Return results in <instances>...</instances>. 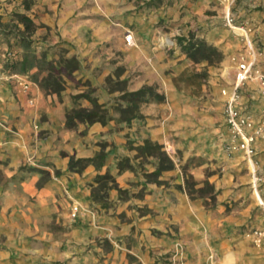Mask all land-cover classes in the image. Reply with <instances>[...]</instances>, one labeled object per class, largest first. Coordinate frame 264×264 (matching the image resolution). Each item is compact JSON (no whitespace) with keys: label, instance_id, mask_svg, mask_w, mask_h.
Here are the masks:
<instances>
[{"label":"crops","instance_id":"1","mask_svg":"<svg viewBox=\"0 0 264 264\" xmlns=\"http://www.w3.org/2000/svg\"><path fill=\"white\" fill-rule=\"evenodd\" d=\"M34 3L33 17L48 28L50 44L64 46L79 60V79L93 86L103 84L112 73L114 55L122 53L130 91L151 83L161 86L166 97V104L158 107L165 111L161 121L146 119L134 124L130 129L132 140L157 142L173 155L182 151L184 155L200 156L203 151L213 154L229 137L222 116L225 98L221 89L234 82L236 56L244 51L242 32L208 29L201 36L224 58L218 67H208L210 92L206 102L190 108V97L173 86L176 68H171L174 63L168 60L166 47L153 42L142 23L126 32L132 35L134 44L125 43L126 33L122 36L121 27L143 19L137 13L136 0ZM5 5L6 0H0V16L4 15ZM234 7L255 49L264 52V0H237ZM258 69L264 75V61H259ZM238 103L256 124L264 119V93L258 79L241 87ZM70 107L67 97L45 95L34 83L27 92L10 81L0 83V170L5 179L0 184V239H4L0 259L8 264H100L102 260L128 264L129 255L136 264H264V240L256 246L252 239L233 232L248 211L239 218H214L174 187L183 185L178 170L160 175L159 180L174 176L168 187L145 182L138 173H119L116 162L130 155L120 134L108 137L114 146L104 152L102 163L88 164L79 173L71 171L70 157L89 159L99 153L97 144L108 127L95 123L69 130L65 113ZM167 117L169 121L163 123ZM37 125L38 131L34 130ZM85 129L86 134L79 135ZM255 149L259 165L255 175L261 176L264 141L257 139ZM147 161L149 165L142 172L150 174L156 166ZM234 162L237 165L241 159L235 158ZM200 170L192 174L200 178ZM248 170L247 175L236 177L243 195L252 190L253 169ZM105 171L114 174L120 189H129L132 194L141 191L140 196L120 201L117 192L111 191V207L102 208L93 200L91 190L94 177ZM232 185L231 177L224 186ZM255 197L253 193V204L257 206ZM74 205L79 213L72 219ZM142 209L145 213L139 214ZM121 214L127 222H121ZM53 226L63 230H51ZM108 232L114 237L111 241L105 239ZM177 241L185 247L181 261L173 257ZM96 242L112 243V251H102L100 245L94 246Z\"/></svg>","mask_w":264,"mask_h":264},{"label":"rangeland","instance_id":"2","mask_svg":"<svg viewBox=\"0 0 264 264\" xmlns=\"http://www.w3.org/2000/svg\"><path fill=\"white\" fill-rule=\"evenodd\" d=\"M236 1L237 0H136L137 13H141L143 19L138 23L132 22L122 26L120 29L121 34L123 36L129 30L137 29L140 26L139 23H142L141 25L146 27L152 34L153 42L160 43L162 46L166 47L168 60L174 63V66L171 67L176 68L175 71H173L175 77L172 79V83L176 78L181 79H179L178 88L175 87L174 83L173 86L176 90L184 93L186 97H190V108L195 107L197 104L200 106L202 103L206 102V95L210 92L208 83L210 75L208 74V67H218L220 63L213 65H209L206 62L200 64L192 63L181 51L177 39L181 37L188 38L192 35L194 39L204 40L201 36L207 34L208 29H215L217 33L233 31L232 28L227 25V16L232 19L231 24L233 27L243 28L242 20L235 14L234 6ZM34 6V0H6L3 12L4 15L0 16V55L3 53L8 55L5 59L0 56V63L3 64V62L8 59L7 63L11 67V65L22 58L23 50L19 37L23 34L26 41L30 42V49L33 50L37 56L41 54L45 55L46 64L50 66L52 77L56 78V80L62 84L63 91L59 94L50 95H56L57 97L64 95V97H67L71 103V107L67 111L73 108L91 110L92 105L88 99H95L97 101L99 108L95 109V111L102 121H97L92 124L74 121L73 127L70 129L68 128L69 130L77 131L79 125L91 126L95 123L109 128H107V131L103 132L101 135L102 139L99 140L97 144L99 146V153L93 158H89V160L91 159L93 162L88 164L98 165L102 163L105 156L104 152L110 151L114 146L113 141H107L108 137L113 134H120L125 142L126 150L130 155L120 157L116 162L119 173L124 171L138 173L145 182L168 187V183L174 180V176H170L166 180H159L160 175L162 173H170V175H172V172L178 170L182 177L183 185H175L174 187L180 191H184L191 202L199 203L202 209H204L206 213L211 214V216H214V218L220 219L230 216L239 218L248 211L249 215L244 217L245 220L243 223L234 227L233 232L236 236L252 239L254 245L260 246L264 240V210L258 205L253 188L250 193L248 192L245 196L242 192V186L237 185L238 181L236 177L247 175L250 166L241 151L231 150L229 148L231 146L230 132L229 137L226 138L225 142L220 144L219 148L214 151L213 154L203 151L200 156L193 154L184 155L182 151H177L173 155L171 151H165L163 146L157 142L144 140L139 143L138 140H132L130 129L134 124H141L145 122L146 119L158 120L154 121L157 123L161 121V116H163L165 111L158 107L166 104V97L161 86L156 83H151L143 87H151L154 93L163 95V102H158L148 95L142 100L132 101L130 94L143 87L133 92L130 91V84L128 82L130 78L128 74H126V64L123 62L124 57L122 53L114 55L113 60H111L112 64H114L112 73L105 78L103 84L93 86L79 79L77 74L79 70V60L76 56L70 54L64 46L50 44L51 42L48 40V28L36 22L35 17H33V15H35L33 12ZM20 15H25L33 23L29 31H27L21 23L19 19ZM17 35L19 37H17ZM73 59L75 63L72 62ZM75 66H77V69H75ZM48 74L49 72L47 70L33 68L23 76H27L32 81L34 75H38V78L42 80L46 78ZM10 82L24 92L14 81ZM232 85L223 89L229 90ZM58 99L60 100L61 98ZM238 106L240 107L239 103ZM241 111L253 119L251 115L247 114L242 109ZM191 112L189 115H194ZM168 121L169 118L163 121V123H167ZM253 121L255 122L254 119ZM262 121H264V119L260 120V122ZM259 123L256 124L255 122L256 125ZM38 129V125L34 127V130L38 131ZM86 132L87 130L85 129L81 131L79 135H85ZM257 139L264 141V129L262 134L256 136L253 142L255 153L253 161L255 168L259 167L256 159L257 151L255 149V142ZM146 141L161 146L160 151L164 153L163 165L167 166L168 162L171 161L173 164L172 169H165L157 173L160 161L156 154L143 150ZM172 156L175 157L177 161L174 162L171 158ZM235 158L241 159V162L237 165L234 164ZM81 160L86 159L70 157L69 164L73 162L75 167L73 170L69 169L73 172H81V170L88 165L86 164L83 166V163L79 162ZM147 160H150L149 162L151 165L156 166V169L150 174L142 172L146 164L149 165ZM197 168H201L200 178H196L192 174V171ZM260 175L261 176L257 175L260 179L258 190L260 193H264V171H262ZM231 177L233 185L224 186L228 184ZM44 178H46L45 175L42 179ZM205 181L209 183L212 189L204 185ZM4 182L5 179L0 170V184ZM193 182L197 184L195 189H203V192H197L195 194V199L190 198L186 189L187 185H191ZM246 187L248 188V186ZM91 191L93 200L99 202L102 208L107 209L111 207V203L108 201V195L111 191L117 192L120 201L128 200L131 196H140L141 193V191H139L138 193L132 194L129 189H120L115 181L114 174L109 171H105L94 177ZM253 193L257 206L253 204L255 203L254 198H252ZM210 197H213V199H210ZM145 211V209H142V212L139 214H143ZM88 212L93 214L91 211ZM121 215L119 216L121 222H127V219H124V214ZM51 230L60 232L63 228L53 226ZM132 236L131 233L128 238L130 239ZM105 239L111 241L114 237L108 232V236ZM3 240L4 239H0V251H4ZM97 245H100L101 250L104 252H111L113 248V244L109 242H103L101 244L96 242L94 246ZM173 253V257L178 258L180 261L183 259L185 247L181 241H177L174 244ZM127 262L128 264H136V260L129 255H127ZM0 264H8V262L4 259H0ZM100 264L108 263H104L102 260Z\"/></svg>","mask_w":264,"mask_h":264},{"label":"trees","instance_id":"3","mask_svg":"<svg viewBox=\"0 0 264 264\" xmlns=\"http://www.w3.org/2000/svg\"><path fill=\"white\" fill-rule=\"evenodd\" d=\"M19 19L25 29L29 31L33 23L31 20L26 17L25 15H20ZM17 37H19L17 35ZM20 44L21 48L23 50V55L22 58L19 61H16L13 65H8V59L3 62L2 66L3 68L8 72V73H13L17 75H25L28 73L30 70L33 68H38L42 70H47L49 72L48 76L46 78H43L40 80L38 78V75H34L32 77V81L34 84H36L39 89L45 94V95H50V94H59L61 91H63L62 84L56 80V78L52 77L50 71V66L46 64V59L45 55L41 54L37 56L33 50L30 49V45L28 41H26L24 35H20ZM178 41V46L180 47L181 51L185 56L194 64H200L202 62H206L209 65L213 64H219L223 60V54L221 51L213 47L211 45H208L204 40L200 39H194V36H189L187 37H181L177 39ZM75 63V60L73 59L72 61ZM75 69H77V66H75ZM179 79L181 78H176L173 80V83L176 88H178V82ZM151 96L158 102H163L164 101V96L160 94H156L153 92V89L151 87H143L142 89L133 92L130 94L131 100H139V99H144L146 96ZM82 96V95H81ZM90 104L92 105V109H84V108H73L70 111H66L65 113V126L67 128H72L73 127V122L78 121V122H86L89 124H92L97 121H102V119L99 117L98 113L95 111V109L99 108V105L95 99H88ZM146 152L154 153L157 155V158L160 161L159 168L157 169V173L163 171V170H169L172 169L173 164L171 161L168 162L167 166L163 165V157L164 153H162L161 146L157 144H151L150 142L146 141L145 142V147L144 149ZM80 163H83L82 165H86L90 162H93V160H81L79 161ZM74 163L70 162L69 168L71 170L74 169ZM196 183L193 182L191 185H187L186 189L187 192L190 196L191 199H195L196 196L195 194L198 192H203V189H195ZM204 185L207 188H211L209 183L207 181L204 182ZM210 199H213V197H210Z\"/></svg>","mask_w":264,"mask_h":264},{"label":"built area","instance_id":"4","mask_svg":"<svg viewBox=\"0 0 264 264\" xmlns=\"http://www.w3.org/2000/svg\"><path fill=\"white\" fill-rule=\"evenodd\" d=\"M227 25L233 31L242 32L244 41V51L236 56L237 68L235 72V80L232 87L221 90V95L224 96L223 104V117L225 124L230 132L231 137V150L241 151L249 166L253 169L252 175V188L258 205L264 210V193L258 190L260 179L255 175V164L253 142L256 136L262 134L264 129V121L258 125L255 124L253 119L242 113L238 106L239 90L240 88L251 79H258L264 93V75L258 69L259 61L264 60V52L256 50L251 39L248 37L247 31L242 27H233L231 24L232 19L227 16ZM124 41L127 45H133V37L131 34H126ZM8 54H1V58L5 59ZM14 81L24 92L29 90L32 81L27 76L8 73L0 63V83ZM30 105L33 104L32 100L28 101ZM36 127V126H35ZM79 213V207L74 205L71 208V218L75 219Z\"/></svg>","mask_w":264,"mask_h":264}]
</instances>
